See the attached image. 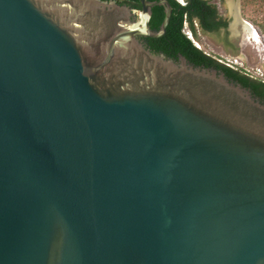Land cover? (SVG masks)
Instances as JSON below:
<instances>
[{"label": "water", "instance_id": "95a60500", "mask_svg": "<svg viewBox=\"0 0 264 264\" xmlns=\"http://www.w3.org/2000/svg\"><path fill=\"white\" fill-rule=\"evenodd\" d=\"M140 1L0 0V264H264V104Z\"/></svg>", "mask_w": 264, "mask_h": 264}, {"label": "flooded vegetation", "instance_id": "af4514ba", "mask_svg": "<svg viewBox=\"0 0 264 264\" xmlns=\"http://www.w3.org/2000/svg\"><path fill=\"white\" fill-rule=\"evenodd\" d=\"M102 1H106L108 3H114L115 5L128 8L130 10V12L134 13V16L131 17L132 21H134L136 19L137 12L139 10H141V1L140 0H102ZM147 1L156 2L159 0H147ZM167 1L169 2L170 6H171V16H172L174 13V7L170 3L169 0H167ZM201 1L205 2V7H203L201 9V11L196 12L194 10H191L190 15L185 14L183 16V23H182V30H181L182 34H183L184 30H188V31H190L192 38L197 43H199L198 41L201 42V40H200L201 37L202 38L206 37L208 39L213 40L214 42L221 43L224 46L225 51L234 53L235 50L237 49L236 45L238 43V40L240 39L239 38L240 33H242V32H243V34L246 33V30L244 29V26H243L244 21L240 19V13H239V9L236 5V0H229L228 1V4H227L228 6L225 7V10L228 12L227 15H222L220 13V10H219L220 9L219 6L224 4L223 3L224 0H201ZM183 3H184V5H187L188 0H183ZM157 7L161 8L163 11V14H164L165 6L158 5V6H154L151 8V17H150V20L148 23V28L151 31H154L152 29L151 20L153 18L154 8H157ZM208 10L214 11V14L213 15L210 14L208 16L207 15ZM165 33H166V31H165ZM165 33H164V35H165ZM162 37H160V38H162ZM160 38H149V37H143V36H137L136 37L137 41L143 46V48L145 50L149 51L150 53L162 55V56H164V58L173 60L176 63H179L181 57H184L186 59V57L181 52H177V51H173V53H171V52H166L163 49H160V50H156V52H155L154 50L156 49V47H154V45L156 43L160 42V41L156 42L155 40L160 39ZM201 50H202V48H201ZM203 53L215 61H217V59H218L216 57V55L220 56V58L223 57L221 54H219L217 52H215V54H211V53L203 51ZM253 97L256 100H258L260 103L264 104V101L260 100L255 95H253Z\"/></svg>", "mask_w": 264, "mask_h": 264}, {"label": "trees", "instance_id": "16d2710c", "mask_svg": "<svg viewBox=\"0 0 264 264\" xmlns=\"http://www.w3.org/2000/svg\"><path fill=\"white\" fill-rule=\"evenodd\" d=\"M169 1L174 7V13L169 19L165 35L162 38L155 40L156 42H160L154 45V47H156L154 51L156 52V50L163 49L166 52L171 53H173V51L181 52L192 65L214 68L221 71L229 80L249 89L253 95L264 101V82L253 80L239 71L226 67L206 56L202 50L197 49L192 42L182 34L183 16L185 14L190 15L191 10L196 12L201 11V9L205 7V2L201 0H188L187 5H180L175 0ZM210 14L213 15L214 11L208 10L207 15L209 16ZM163 17L164 14L162 9L159 7L154 8L153 18L151 20L152 29L154 31L159 29Z\"/></svg>", "mask_w": 264, "mask_h": 264}, {"label": "rangeland", "instance_id": "374dc122", "mask_svg": "<svg viewBox=\"0 0 264 264\" xmlns=\"http://www.w3.org/2000/svg\"><path fill=\"white\" fill-rule=\"evenodd\" d=\"M228 1L224 0V4L219 6L222 15L228 14L225 10V7L228 6ZM236 5L239 9L240 19L250 24L256 30L258 43L248 38L247 33L243 34V32L239 35L240 39L234 53L225 51L221 43L214 42L206 37H201V42H198L205 52L211 54L217 52L223 56L221 57L222 59L237 60L240 65L242 64L244 68L250 70L253 76H257L255 80L261 81L264 79V0H236ZM216 57L220 58L218 55Z\"/></svg>", "mask_w": 264, "mask_h": 264}, {"label": "built area", "instance_id": "2783aa9c", "mask_svg": "<svg viewBox=\"0 0 264 264\" xmlns=\"http://www.w3.org/2000/svg\"><path fill=\"white\" fill-rule=\"evenodd\" d=\"M176 1H179L180 3L184 4V3H183V0H176ZM183 34H184L189 40H191V42H192L196 47H198V49H200L199 46L197 45V42H195V40L192 38L190 31H188V30H184V31H183ZM217 61L220 62V63H222V64H224V65H226V66H228V67H230V68H232V69H234V70H236V71H239L240 73H242V74H244V75H246V76H249V77H251V78H253V79H256V77H257V76H253V75L251 74L252 72H250V70L244 68V66H242V64L240 65V63H238L237 60H230V59H222V58H218ZM255 75H257V74H255ZM261 82H264V79H262Z\"/></svg>", "mask_w": 264, "mask_h": 264}, {"label": "bare ground", "instance_id": "6f19581e", "mask_svg": "<svg viewBox=\"0 0 264 264\" xmlns=\"http://www.w3.org/2000/svg\"><path fill=\"white\" fill-rule=\"evenodd\" d=\"M243 26H244V29L246 30L247 36H249L248 38L254 41H257L258 43V35H257V32L254 30V28H252L250 24L246 23L245 21L243 22ZM197 45L199 46V48H201L199 43H197Z\"/></svg>", "mask_w": 264, "mask_h": 264}, {"label": "clouds", "instance_id": "9594fccd", "mask_svg": "<svg viewBox=\"0 0 264 264\" xmlns=\"http://www.w3.org/2000/svg\"><path fill=\"white\" fill-rule=\"evenodd\" d=\"M180 5H184V4H182V3H180L179 1H177ZM187 38V37H186ZM191 41V40H190ZM193 44V43H192ZM194 45V44H193ZM195 46V45H194ZM196 47V46H195ZM197 49H198V47H196ZM199 50H201V48L199 49Z\"/></svg>", "mask_w": 264, "mask_h": 264}]
</instances>
